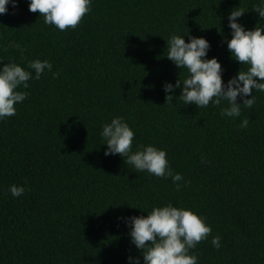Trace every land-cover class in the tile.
Returning a JSON list of instances; mask_svg holds the SVG:
<instances>
[{
  "label": "trees",
  "instance_id": "1",
  "mask_svg": "<svg viewBox=\"0 0 264 264\" xmlns=\"http://www.w3.org/2000/svg\"><path fill=\"white\" fill-rule=\"evenodd\" d=\"M259 4L264 0H91L83 22L68 31L46 25L28 10L29 0L7 5L0 68L15 62L34 77L29 61L53 67L18 87L30 94L15 116L0 120V264H144L128 219L168 203L212 228L190 250L198 264H264V92L253 90L254 107L231 118L220 114L226 102L198 109L179 99L181 88L163 90L188 76L166 58L174 34L206 39V59H218L224 83L236 76L242 65L227 48L228 17L240 7L245 30L264 27L252 11ZM166 95L173 101L165 103ZM118 116L136 134L133 152L140 145L166 151L184 178L180 190L171 177L104 155L103 125ZM246 117L248 127H238ZM12 185L25 193L13 197ZM217 235L218 250L211 244Z\"/></svg>",
  "mask_w": 264,
  "mask_h": 264
},
{
  "label": "clouds",
  "instance_id": "2",
  "mask_svg": "<svg viewBox=\"0 0 264 264\" xmlns=\"http://www.w3.org/2000/svg\"><path fill=\"white\" fill-rule=\"evenodd\" d=\"M15 8L17 0H0V15L7 14V5ZM28 10L44 17L46 25L55 26L60 31L77 28L86 14L91 11V0H29ZM252 11L264 18V4L254 6ZM243 8H234L229 17L231 39L227 41L228 51L232 58L242 65L237 75L224 83L223 68L217 58L206 59L210 49L209 42L204 38L190 37L185 42L184 37L172 35L167 43L166 58L172 61L178 69H186L188 76L175 85L165 83V93H172L174 88H181L179 99L185 105H195L198 109L207 108L210 104L220 107L223 102L226 107L221 109V116L240 117L242 108L251 109L256 103L253 90L264 92V27L256 26L253 30H245L238 23V18L245 14ZM11 47L20 48L12 43ZM244 66H247L246 68ZM25 70L15 62H9L0 68V120L16 115V105L23 102L30 93L18 91V87L29 88L31 79L39 80L45 71H52L48 60L29 61ZM59 73H53L58 78ZM251 96V98H247ZM174 95H166L165 103L173 101ZM238 98L242 103H238ZM249 119H243L240 128H247ZM135 132L123 117H115L110 123L103 125L101 136L105 140L107 150L104 155H119L125 163L132 165L136 172H147L158 178L171 177L177 190L178 183L184 178L179 173H173L167 160L165 150L152 145L138 146L133 152ZM204 163V158H201ZM13 197L22 196L26 189L23 186L12 185L9 188ZM134 208V207H133ZM131 242L141 251L144 264H198V257L190 254V250L198 244L207 241L212 234V228L205 218L190 209L166 206L153 207L147 215L133 216L128 219ZM221 237L215 236L211 244L217 250L221 247ZM132 257H129L131 260ZM135 264H140L139 259Z\"/></svg>",
  "mask_w": 264,
  "mask_h": 264
}]
</instances>
